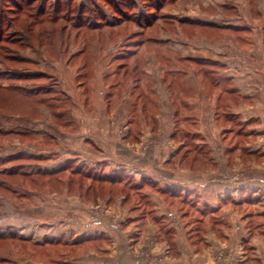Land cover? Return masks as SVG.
Masks as SVG:
<instances>
[{
  "label": "rangeland",
  "instance_id": "obj_1",
  "mask_svg": "<svg viewBox=\"0 0 264 264\" xmlns=\"http://www.w3.org/2000/svg\"><path fill=\"white\" fill-rule=\"evenodd\" d=\"M242 41L264 43V0H0V264L150 263L159 240L178 256V237L189 264L191 249L216 244L210 229L227 234L216 264H264V184L240 192L264 183L261 131L230 112V92L219 131L193 132L200 114L180 96L183 80L212 95L220 71L184 55ZM237 61L229 68L257 70ZM213 135L218 147L201 142ZM217 173L236 189L214 206L213 191L184 188Z\"/></svg>",
  "mask_w": 264,
  "mask_h": 264
},
{
  "label": "crops",
  "instance_id": "obj_2",
  "mask_svg": "<svg viewBox=\"0 0 264 264\" xmlns=\"http://www.w3.org/2000/svg\"><path fill=\"white\" fill-rule=\"evenodd\" d=\"M258 13V12H257ZM259 15V14H258ZM183 20V19H182ZM187 19L183 20L185 22ZM188 21V20H187ZM191 23V22H188ZM192 23L195 24H201V25H207L208 27H214V28H223L220 24H215L210 21H205L201 19H196L192 21ZM243 27H240L238 24H232V23H227L225 24V27L228 29L233 30V28L240 27V31H247L249 29L248 26L243 25ZM250 32V31H249ZM202 43V42H201ZM237 44L241 45V47H238ZM263 42H258L257 44H250L246 43L244 41L242 42H233V43H225L224 48L217 50V52H211L210 54L215 57H204V56H187L184 55L183 58H187L189 61H205V60H210L211 65L215 66L216 64L220 65V71L219 73H212V79H209L210 86H216V89H214L212 95L210 90H206V93H204L200 89V83L198 81H195L194 84H190L189 81L186 83L185 80L182 81L184 82L183 92L181 93V98L185 97V102L187 104H184V106L189 105L190 107L192 106L193 108L196 109L197 112H199L200 116L198 117L196 123L197 126L194 129L198 134H203V131H210V129H214V132L219 131L216 120H215V113L217 111V101L218 97L221 95V93H237L239 95V103L238 105H233L231 107L230 112L232 114H235L239 116L242 121L247 122L248 124L250 123L252 127L254 128L253 125H255V128L261 132H259V135L257 136V144L260 151H258V155L264 156V100L261 101L260 96H259V91L261 88H264V77L263 79L261 78L260 74L258 71L261 69L260 66V59L262 56V47ZM235 45L237 46V49H235ZM206 52V48H203ZM223 52H222V51ZM194 53H196L195 50H193ZM264 51V50H263ZM201 53V52H200ZM199 53V54H200ZM220 53H224L223 60L220 58ZM242 54V59L240 58L239 54ZM261 53V54H260ZM241 60L242 62H249L250 60L253 59L255 65L257 66L256 68L252 67L251 71L249 69H235L234 67L231 69L229 68L231 66V63H238L237 60ZM161 66V65H160ZM240 67V64H239ZM259 68V70H258ZM146 69V68H145ZM213 71V69H211ZM147 71V69L145 70ZM223 71V72H222ZM186 77V76H184ZM201 78L202 75H199ZM203 80V79H201ZM260 83L261 86H260ZM213 84V85H212ZM136 88H139L136 86ZM181 89V88H180ZM193 89V96L192 98H188V96H184L183 93L185 90H192ZM253 90V91H252ZM209 94V95H208ZM257 95V97H256ZM209 97V98H208ZM256 97V98H255ZM211 107L208 111L206 110L207 107ZM186 109L188 107H185ZM141 111H146L148 112V108L146 107H141ZM244 118V119H243ZM152 120V117L150 118ZM203 119L205 120V123H203ZM246 124V123H243ZM263 133V134H262ZM261 134V135H260ZM251 135L250 133L248 136ZM214 136V135H213ZM218 139H216V136L214 138H209L206 139V141H201L203 143H208L211 146L215 145ZM213 141V143H212ZM251 144V143H249ZM219 145L223 146L222 143L219 140ZM217 146V143H216ZM250 146V145H249ZM218 147V146H217ZM254 148H251L250 146V151H256L253 150ZM256 153V154H257ZM255 154V155H256ZM248 155H253V153H248ZM217 159L219 160L220 158L225 157L226 161L230 159L229 154L224 155L223 153L217 154ZM211 158L213 157L212 155L210 156ZM214 160V161H216ZM247 167V165H243L242 168ZM245 170H248L245 168ZM169 171V170H168ZM170 172V171H169ZM173 173H177L175 171H172ZM185 174H189L188 178H193L194 180L196 179H205L201 177L200 172H197L196 170H188V172L183 171ZM221 173H217L216 175L210 176V185L204 187L202 182L204 180H201L199 182L196 181H190L188 180L184 184L185 190H190L191 188H194V193L198 194L199 193H209L208 190L213 191L214 194H211V199L205 200L204 202L206 204L214 206L216 202H218L219 196L223 193H233V189L235 190L236 188L234 187H229L225 184H222L224 182L225 177H221ZM171 176H169V179ZM220 182V185L218 186ZM222 182V183H221ZM264 183L260 182L258 188H250L247 185H243L244 187L241 188L240 192L244 191V188L246 187L247 192L249 191H257V189L261 188V185ZM212 187V188H211ZM227 188H230L228 190ZM239 190V189H238ZM191 191V190H190ZM210 200V201H209ZM215 202V203H213ZM222 210L223 207H222ZM221 213V212H220ZM210 229V228H209ZM226 231L223 230V233H217L215 230L210 229L209 232L205 235V238L209 242H213L216 244H213L209 246L208 250H204V252H195L193 249H191V263L189 264H216L215 263V251L218 247V243H221L222 241L226 240L225 238ZM228 238V237H227ZM178 247H177V252L179 255L176 257L172 255H167V252H164L163 249L168 247L166 244L167 242L165 241H160L159 240V245L156 244V248L153 250V260L149 263L147 262H142L141 264H188L185 261V257H187V251H186V246L183 242V237H178ZM161 253V254H160ZM160 254V256H158Z\"/></svg>",
  "mask_w": 264,
  "mask_h": 264
},
{
  "label": "trees",
  "instance_id": "obj_3",
  "mask_svg": "<svg viewBox=\"0 0 264 264\" xmlns=\"http://www.w3.org/2000/svg\"><path fill=\"white\" fill-rule=\"evenodd\" d=\"M24 6L27 7V6H29V5H28V4H25V5H21V4H19V6H17V8H18L19 10H23V9H24V8H23ZM55 12H56V10H55ZM102 22H107V21H106V19L104 18V20H103Z\"/></svg>",
  "mask_w": 264,
  "mask_h": 264
}]
</instances>
